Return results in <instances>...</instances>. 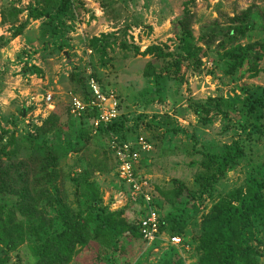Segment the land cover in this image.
I'll return each instance as SVG.
<instances>
[{"label":"rangeland","instance_id":"1","mask_svg":"<svg viewBox=\"0 0 264 264\" xmlns=\"http://www.w3.org/2000/svg\"><path fill=\"white\" fill-rule=\"evenodd\" d=\"M187 1L80 0L65 18L66 44L55 49L40 20H31L22 35L14 36L29 16L27 8L36 4L33 0H0V137L5 149L1 166L10 167L9 159L25 162L32 188L35 178L44 174L40 157L37 162L30 159L29 142L33 137L55 143L60 177L48 186L54 199L39 203L45 217L54 219L67 212L86 218L95 199L96 213L101 215L121 212L130 224H137L143 215L145 203L136 201L119 179L109 138L85 137L87 129L70 113L78 96L70 74L90 75L94 69L108 85L107 91L114 90L122 101L124 124L116 134L135 142L144 137L153 147L142 152L136 172L154 187L152 195L162 207L161 214L184 211L195 216L187 227V237L194 241L191 247L169 243L167 223L157 244L149 245L143 237L123 238L125 251L117 264H169L175 256L181 258L176 264H200L194 246L201 216L231 191L247 192L250 186L264 183V106L254 100L264 96V58L254 62L264 49L256 44H264V1L191 2L189 11L196 16L192 56L182 49L173 24ZM15 8L23 12L11 22L7 16ZM235 16L243 22L231 21ZM240 24L251 29L228 41V28ZM97 37L109 43L107 55L90 46ZM155 45L173 55L159 59L144 54ZM148 72L152 75L146 76ZM48 93L53 95L51 101L46 99ZM12 138V144L7 142ZM70 140L74 145L66 143ZM236 145L244 148V157L210 188L204 186L198 177L208 173L211 157L220 158ZM174 179L184 181L196 199L173 197ZM16 200L13 193L0 194V203L8 210ZM17 219L29 222L23 215ZM8 223L10 229L16 227ZM32 226L40 228V221ZM251 227L255 235L249 242L260 253L259 264H264V215L254 218ZM12 237L13 248L0 244V264H33V233L21 236L14 231ZM40 237H45L44 232ZM112 244L111 238L90 239L86 247L78 246L69 264H113Z\"/></svg>","mask_w":264,"mask_h":264},{"label":"trees","instance_id":"2","mask_svg":"<svg viewBox=\"0 0 264 264\" xmlns=\"http://www.w3.org/2000/svg\"><path fill=\"white\" fill-rule=\"evenodd\" d=\"M36 4L27 8L29 16L25 22H23L15 31L14 36H20L23 34L25 28L29 25L31 20H40L43 22V28L47 34L53 39L54 48L62 49L63 44H66L65 36L69 29L66 16L72 10V6L79 7L80 0H33ZM196 0H188L182 8L181 15L174 21L176 28V34L181 41L182 49L192 56L196 54L194 50V36H193V23L195 15L190 13L189 4ZM264 1V0H263ZM78 3V4H76ZM78 5V6H77ZM55 11H52V10ZM23 9H13L9 11L7 17H10L11 22L18 21ZM6 17V18H7ZM241 19L239 16L230 17V20ZM58 20V24H56ZM237 22V21H236ZM238 22H243L241 19ZM251 26L248 24H240L229 27L227 30L228 41L236 39L237 36H243L247 34ZM62 38V41L60 39ZM261 48H264V44L256 43ZM90 46L100 54L106 53L109 43L105 41L104 37L93 38L90 41ZM59 47V48H58ZM138 50V49H137ZM258 57L254 59V62L259 58H264V49L259 51ZM144 54H152L157 58H167L172 56L171 53H166L158 45L150 46L144 52ZM181 59L178 58V60ZM243 60V59H242ZM238 61L235 63L231 70H235L242 64ZM251 62V61H250ZM150 63V67H151ZM94 69V67H93ZM152 73H146V76H151ZM90 77H94L101 84L104 91L107 90L108 85L105 84L97 71L94 69L89 74L73 71L70 74V81L73 87L76 86L74 92L84 100L90 98V91L88 89V80ZM120 100V108L122 101L119 94H117ZM258 105L264 106V96L254 99ZM97 111L87 109V111L80 117L79 122L82 127L86 128L88 135L85 137L90 139V136L105 137L111 140L113 137L123 141H132L131 138L122 137L116 134L121 131L123 122L120 117L109 125H101L97 130L94 129V120L97 118ZM115 135V136H114ZM86 138V139H87ZM10 140V139H9ZM12 141H7L12 144ZM4 141L0 137V194L5 192L13 193L17 196V200L13 206H7L0 203V244H6V246H16L15 238L12 237V233L17 231L22 236H27L29 233H33L35 241L30 249L32 253L33 264H69L73 257L78 254V246L86 247L90 239H97L98 237L111 238L113 244V254L110 255L109 260L113 264H117V260L124 254V247L121 244L123 238L135 239L142 237L140 230V219L137 224H130L124 218L121 217L122 213H107L101 215L96 213V206L98 201L94 200L91 210L87 214L86 218L80 215L64 214L58 215L54 219L46 218L43 212L38 208L39 203L45 199H54V193L48 187L58 181L60 175L58 170V155L53 149L55 143L49 142L48 139L38 141L32 137L29 142L31 145L32 153H30V159L37 162L40 157L41 172L44 174L42 177H36L33 187L28 184V175L30 174L28 165H25L23 161L10 160V167L4 169L1 165L3 163L2 158L5 154V149L1 148L4 145ZM5 143V145L7 144ZM45 143V144H44ZM67 144H73V141H67ZM34 145V146H33ZM33 146V147H32ZM45 148L44 150H42ZM74 149L76 147H73ZM77 149V148H76ZM245 155L244 148L240 145L234 147H228L222 157L218 158L213 155L211 161L207 164L208 173L200 174L198 179L204 186L210 188L212 184L219 181L228 169L236 165ZM114 166L117 168V162L114 158ZM138 167V166H137ZM137 169V168H136ZM173 184V197H182L187 195L191 200H195L196 196L191 192L186 183L182 180L174 179ZM81 187V183L78 184ZM92 187V186H88ZM166 196V194L163 192ZM60 204L61 199H58ZM155 206H157L161 215V233L164 232V228L167 223L170 230V234L178 235L182 238V245L191 247L194 241H191L187 237V227L190 220L195 218L191 217L187 212L181 211L180 213H169L163 216L161 214L160 203L157 202L154 197ZM5 210L9 212L6 213ZM102 210H105L102 207ZM144 214V211H143ZM23 215L25 221L18 220L17 217ZM264 215V183H257L255 187L250 186L247 192H244L241 188L228 193L227 197L222 198L215 203L211 210L201 216L199 222L200 233L197 238V246L195 250L199 255L200 264H259L260 253L256 247L252 246L249 240L253 238L255 234L252 231L253 219ZM24 220V219H23ZM85 220V221H84ZM9 223L16 227L7 226ZM40 221L41 227L32 226V222ZM22 222V223H20ZM8 223V224H9ZM44 232V238L40 237V233ZM159 242V241H157ZM154 243V244H157ZM181 261L179 256L171 258L169 264H176ZM181 263V262H180Z\"/></svg>","mask_w":264,"mask_h":264},{"label":"built area","instance_id":"3","mask_svg":"<svg viewBox=\"0 0 264 264\" xmlns=\"http://www.w3.org/2000/svg\"><path fill=\"white\" fill-rule=\"evenodd\" d=\"M88 89L91 93L88 100L79 96L73 98L71 102L70 113L72 116L81 117L87 109L97 111V118L94 120V129L101 125H109L116 121L120 116V100L114 90L104 91L101 84L94 77L88 80ZM53 95L48 93L46 99L51 101ZM151 143L144 137L135 141H121L116 137L110 140V149L117 162V172L119 179L128 185L133 197L143 206L144 214L140 217V230L143 239L149 244H154L162 239L161 233V215L154 204L152 195L154 187L150 184L148 178L136 172V166L142 155V152L151 151ZM172 245H182V238L178 235H172L167 238Z\"/></svg>","mask_w":264,"mask_h":264}]
</instances>
